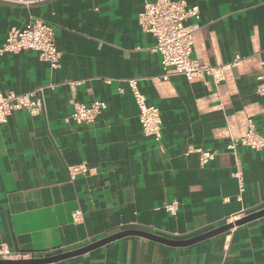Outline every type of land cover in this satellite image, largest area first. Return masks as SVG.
<instances>
[{
	"label": "crops",
	"instance_id": "1",
	"mask_svg": "<svg viewBox=\"0 0 264 264\" xmlns=\"http://www.w3.org/2000/svg\"><path fill=\"white\" fill-rule=\"evenodd\" d=\"M183 1L199 9L198 21L185 22L198 27L190 57L209 66L242 60L219 84L161 79L154 39L138 22L141 0H0V48L11 28L39 19L52 27L61 54L56 70L36 52L0 55V94L45 88L39 115L15 111L0 124V244L21 255L12 261L56 256L127 230L188 241L264 208V150L226 151L248 120L264 137V94L256 92L264 0ZM128 79L159 109V141L142 133ZM68 82H79L74 93ZM72 99L106 109L77 124L69 119ZM189 148L217 155L201 166ZM80 165L87 171L71 177L68 168ZM171 202L175 216L164 210ZM48 264H264V217L190 245L131 236Z\"/></svg>",
	"mask_w": 264,
	"mask_h": 264
},
{
	"label": "built area",
	"instance_id": "2",
	"mask_svg": "<svg viewBox=\"0 0 264 264\" xmlns=\"http://www.w3.org/2000/svg\"><path fill=\"white\" fill-rule=\"evenodd\" d=\"M141 2L142 11L139 14L138 22L141 30L150 34L154 39L152 52L159 54L161 66L166 72L161 77L163 81H168L171 76H182L186 80L208 77L215 84H219L224 80V71L237 68L242 61L239 56H236L231 62L222 66H209L199 64L190 57L193 44L192 35L198 27L197 24L186 26L185 22L188 18L198 21L199 9L197 6L188 7L183 0H141ZM26 51L36 52L40 61L48 64L51 70L60 67L61 54L55 43L53 29L50 24L42 20L35 19L25 26L11 28L0 48V55L5 52L19 54ZM259 67L260 70L256 77V92L262 95L264 94V60L259 62ZM167 70L171 71L168 73ZM105 82L109 83V80L105 79ZM78 84L79 82L67 83L73 93L74 87ZM126 84L137 106L138 121L143 135L159 141L162 128L159 109L147 103L145 96L138 90L136 79H128ZM44 89L37 88L25 94H0V124H5L11 113L15 111H26L31 116L39 115L43 109L42 94ZM70 104L72 109L69 119L77 124L93 123L97 116L106 109L104 102H93L89 106H85L72 99ZM219 109H222L221 105ZM241 147L255 152L264 150V137L256 131L251 120L247 121V131L243 136L229 139L226 151L234 155ZM191 152L197 153L201 166L212 162L217 155L215 151L207 149L189 148L187 153ZM86 171L85 165L68 168L71 177ZM233 177L238 184L237 199L240 200L243 192L242 176L238 171H235ZM164 210L170 216H175L178 211L177 202L165 204ZM243 216L245 215L232 218L228 224H233ZM72 219L77 222L80 219V212H73ZM18 257L21 255L13 254L6 245L0 244V260H16Z\"/></svg>",
	"mask_w": 264,
	"mask_h": 264
},
{
	"label": "water",
	"instance_id": "3",
	"mask_svg": "<svg viewBox=\"0 0 264 264\" xmlns=\"http://www.w3.org/2000/svg\"><path fill=\"white\" fill-rule=\"evenodd\" d=\"M261 217H264V208L258 211H254V212H250L248 214H246L245 216L239 218L238 220H236L233 224H225L222 225L218 228H215L207 233H204L200 236H197L195 238H192L188 241H172V240H168V239H164L152 234H148L145 232H141V231H136V230H127V231H122L119 232L117 234H114L112 236H109L107 238L101 239L99 241L93 242L91 244H88L87 246H84L80 249L74 250V251H70V252H65L62 254H58L56 256H51V257H47V258H42V259H33V260H18V261H12V260H0V264H48V263H52V262H56V261H60V260H64V259H68L74 256H78V255H82L85 254L89 251H92L94 249H97L99 247H102L108 243H111L113 241L125 238V237H131V236H136V237H142V238H146L152 241H156L159 243H164V244H168V245H190L205 239H208L210 237L225 233L229 230H231L233 227H237L240 225H244L246 223H249L253 220L259 219Z\"/></svg>",
	"mask_w": 264,
	"mask_h": 264
}]
</instances>
